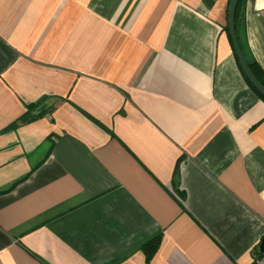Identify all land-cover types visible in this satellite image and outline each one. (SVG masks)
<instances>
[{"label": "crops", "instance_id": "crops-1", "mask_svg": "<svg viewBox=\"0 0 264 264\" xmlns=\"http://www.w3.org/2000/svg\"><path fill=\"white\" fill-rule=\"evenodd\" d=\"M226 6L0 0V264H147L156 238L149 264H261L264 102ZM239 25L264 69V0Z\"/></svg>", "mask_w": 264, "mask_h": 264}, {"label": "trees", "instance_id": "trees-1", "mask_svg": "<svg viewBox=\"0 0 264 264\" xmlns=\"http://www.w3.org/2000/svg\"><path fill=\"white\" fill-rule=\"evenodd\" d=\"M246 0H240L238 5H237V9H236V24H240L241 22V15H242V11H243V7H244V4H245ZM228 6H227V19H228V11H229V5H230V0H228L227 2ZM224 31L227 32V35H228V38L230 40V43H231V39H230V36H229V29H228V25L225 26L224 28ZM237 40H238V46L240 48V51L244 57V54H243V46L241 44V42L239 41V37L237 36ZM231 46H232V43H231ZM232 53H233V56L236 60V63L238 64V67L240 69V73L244 79V82L246 83V85L248 86V88L262 101L264 102V97L261 96L256 90L255 88L251 85V83L249 82V80L245 77V75L243 74V71L241 69V66L239 64V61L237 59V57L235 56V53H234V50L232 48ZM245 61H246V64L251 72V74L253 75V77L255 78V80L258 82V84H260V86L264 89V69H262L255 61H248L246 60V58L244 57ZM28 112L27 114L22 118V120L24 121H30L32 120L33 118L29 116V112L33 111V107H29L28 108ZM41 114H39L37 117H40ZM14 186H12L13 188ZM158 244H159V238H156L154 240H151L149 241L147 244H144L142 246V253L144 254L145 256V259H146V262L147 264H149L150 262V259L153 255V253L156 251L157 247H158ZM262 254L260 253H257L256 255V259L255 260H261L262 259Z\"/></svg>", "mask_w": 264, "mask_h": 264}, {"label": "water", "instance_id": "water-1", "mask_svg": "<svg viewBox=\"0 0 264 264\" xmlns=\"http://www.w3.org/2000/svg\"><path fill=\"white\" fill-rule=\"evenodd\" d=\"M240 0H231L230 6H229V15H228V29H229V35L232 43V47L235 53V56L237 57L239 64L241 66V69L243 71V74L245 77L249 80L251 85L255 88V90L264 97V89L258 84V82L255 80L253 75L251 74L246 61L240 51V48L238 46L237 42V35H236V22H235V16H236V9L237 5ZM259 253L264 254V237L261 240V243L259 245Z\"/></svg>", "mask_w": 264, "mask_h": 264}, {"label": "rangeland", "instance_id": "rangeland-1", "mask_svg": "<svg viewBox=\"0 0 264 264\" xmlns=\"http://www.w3.org/2000/svg\"><path fill=\"white\" fill-rule=\"evenodd\" d=\"M247 1H249V0H246V2ZM227 2H228V0H227ZM230 2H231V0H230ZM245 2V3H246ZM227 6H228V4H227ZM227 6H226V11H227ZM230 6V5H229ZM244 6H245V4H244ZM228 15H229V11H228ZM235 19H236V16H235ZM226 21L228 22V19H227V13H226ZM235 22H236V20H235ZM226 25H228V23H226ZM238 26H240V25H238V24H236V35L238 36ZM225 28V27H224ZM226 35H227V32H226ZM228 36V35H227ZM230 36V35H229ZM229 39V38H228ZM229 41V43H230V40H228ZM237 42H238V40H237ZM230 46H231V43H230ZM231 48H233L232 46H231ZM141 252H142V249H141ZM145 262H146V259H145Z\"/></svg>", "mask_w": 264, "mask_h": 264}, {"label": "built area", "instance_id": "built-area-1", "mask_svg": "<svg viewBox=\"0 0 264 264\" xmlns=\"http://www.w3.org/2000/svg\"><path fill=\"white\" fill-rule=\"evenodd\" d=\"M261 264H264V260L261 262Z\"/></svg>", "mask_w": 264, "mask_h": 264}]
</instances>
